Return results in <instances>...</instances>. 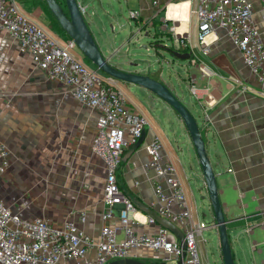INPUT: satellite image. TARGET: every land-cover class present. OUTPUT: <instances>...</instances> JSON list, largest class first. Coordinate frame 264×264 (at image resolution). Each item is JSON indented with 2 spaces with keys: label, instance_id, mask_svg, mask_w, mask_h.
Segmentation results:
<instances>
[{
  "label": "built area",
  "instance_id": "2783aa9c",
  "mask_svg": "<svg viewBox=\"0 0 264 264\" xmlns=\"http://www.w3.org/2000/svg\"><path fill=\"white\" fill-rule=\"evenodd\" d=\"M80 7L84 13L86 6L80 3ZM194 13L202 52L211 51L212 42L207 38L222 29L241 52L264 96V32L258 22L260 18L264 24V0H197ZM140 16L139 11L130 10L131 18ZM0 29L19 41L21 49L32 55L49 79L62 83L80 104L99 112L91 148L106 167V208L98 240L78 225L86 221L85 210L80 211L78 223L68 219L56 224L46 217L28 218L14 212L0 197V263L65 264L73 260L76 264H107L134 258L146 262L155 259V264H178L182 258L181 264H202L201 245L208 241L203 233L210 226L200 218L194 220L180 176L173 162L164 159V144L158 135L146 145L147 161L143 165L154 184L151 207L182 230L185 248L172 230L138 208L120 187L118 171L124 154L142 136L148 120L129 104L118 81L87 66L73 53L77 44L72 38L59 39L46 31L21 9L17 0H0ZM170 29L179 46L191 48L187 35L177 36L174 26ZM200 69L209 75L208 68ZM191 91L197 92L194 86ZM11 163L10 146L0 139V176L8 172ZM144 224L157 228L152 232L140 230ZM91 249L97 251L94 260L88 258Z\"/></svg>",
  "mask_w": 264,
  "mask_h": 264
},
{
  "label": "crops",
  "instance_id": "0c3cea01",
  "mask_svg": "<svg viewBox=\"0 0 264 264\" xmlns=\"http://www.w3.org/2000/svg\"><path fill=\"white\" fill-rule=\"evenodd\" d=\"M26 1L31 8L26 7ZM23 2V5L20 7L25 13L29 14L33 19L42 17L47 21L46 23H48L49 17L47 16L45 8H43L44 0H23ZM154 2H156V4ZM106 3L108 5L104 10L111 16L115 7L110 0ZM125 3L130 10L139 11L141 16L139 19H135L138 23L136 31H132L129 37L125 36L124 39L121 38L122 44L131 43L135 38L137 39L136 42H139L141 32L146 30L145 34L149 35L150 30L155 26L154 23L159 24L158 29L160 28L159 31L161 33H166L168 37H172L176 42V36L170 29L171 26H174L177 36L187 35L191 41L192 27L190 22L195 16L194 9L197 5V0H125ZM172 3H187L188 14L185 15L182 10L177 19L168 17L169 7ZM163 13L164 15H162ZM34 15H36V17H34ZM195 25L196 28H198L197 23ZM112 28L115 29L114 24H112ZM113 36L116 45L119 38H117L118 35L116 33H114ZM164 38L166 39V37ZM101 39L102 43L96 38L99 42V46L101 47L103 44L104 47L108 48V42L111 41L110 37L106 34H102ZM162 42L165 43L166 40ZM211 42V51L208 54L202 52L199 43L196 45L191 41L193 56L190 59L182 61L183 59H178L173 54H170L171 57L163 55L162 63L165 62L172 70H175L176 66L184 70L188 74V77L182 76L179 71L177 72L178 75L182 76L181 82L183 81L182 83L189 87L190 90L193 86L197 90L196 95L198 102L193 104L191 109L198 120L202 134L206 140L208 155L217 175L219 196L226 217L229 220L228 232L236 264H263L264 96L259 93L258 81L250 68L244 63L241 52L234 46L222 29L214 33ZM112 44L113 43H111V45ZM196 47L199 48L203 56H200L196 52ZM131 50L132 49H130L127 54H130V52H132ZM115 51L109 47L108 52L112 53L107 57L110 61L114 58ZM136 53L138 52H132L131 55H135ZM134 60L143 62L138 58ZM120 63L122 64L125 62L121 61ZM134 64L138 67L132 70L128 69V71L135 70L143 74L153 73L154 76L158 75L157 77H163V67L153 71L151 66L142 69L139 68L141 63ZM116 66L119 67L118 64ZM201 66H205L209 69V75L202 73L200 69ZM121 68L123 69V67ZM158 70H160V72L156 73ZM24 84L32 89V91L28 89L27 92L29 94L33 93V95L36 94L38 97L42 94L56 96L57 91H60V93L63 91L62 83L56 80H50L45 72L36 64L32 55L21 49L19 41L8 31L0 29V104H14L17 101V104H20L21 95L26 93V90L24 91L22 89L25 86ZM55 85L61 86V88L56 89ZM129 85L131 84L118 81V86L120 88H126L129 93L135 97H131L132 99L130 98L131 100H128L129 104L133 109L147 118L148 124L145 128L146 138L141 147L135 151L128 160L125 161L123 157L121 168L118 171V180L121 189L134 203L139 201L152 208L151 206L155 198L154 184L150 179L151 176L147 174L143 167L144 163L147 161L146 145L154 135H158L164 144V159H169L173 162V158L178 156L174 141L175 135L174 132L171 131L172 127L168 126L166 122H163L164 119L162 120L155 115H153L151 119L144 113L143 106L145 105V101L138 98L134 92L130 91V88H128ZM131 86L138 88L134 85ZM172 90H174L177 95L184 96L180 88L177 89L174 87ZM142 91L147 95H154L150 91L143 89ZM89 112L90 113L81 112L77 114L78 123L76 127L72 124L67 126V124L64 123V127L67 126L66 129H68L64 130V136L66 139H73V151L76 156H91L102 162V166L105 168L106 180L105 164L101 158L93 153L91 148L99 112L91 108H89ZM176 114L178 113L176 112ZM206 115H208V117ZM178 123H183L184 127H186L180 116ZM179 124L178 127L180 128ZM155 127H157L158 130ZM185 131L186 130L181 131V134L183 135ZM186 134L189 135L188 130ZM6 135V133L0 132V139L5 140L10 146ZM131 147L132 146L126 150L125 154ZM192 147L194 151L190 153L188 167L190 171L195 174L200 175L201 173V182L198 190L203 194V197L205 196V198L209 199V210L212 215V220L208 223L210 227L207 229L215 230L219 236L218 228L214 223V213L210 205L211 201L202 168L196 150L194 146ZM178 160L187 180V192L192 198L193 207L195 206L194 209L196 211L194 210V213L196 219L194 220L198 221L199 218H202L200 216L199 207L198 209L196 207V205H198L195 197L196 189L194 190L190 184L191 174L188 171V167L180 158H178ZM229 169L232 170L229 171ZM150 174L152 175V172ZM178 175L180 176L179 173ZM3 196L4 195L0 192V197L4 200L5 204L14 212L22 214L20 210L10 205ZM103 196L97 197L95 200L86 196L84 200H81L79 209L74 210L70 214V217L65 220L70 219L78 223L80 211L85 210L86 221L79 222L78 225L95 240H98L103 225L102 213L106 208ZM204 216L205 214L203 213V217ZM25 217L34 218L35 216ZM46 218L54 222L50 217ZM202 220L205 221V219ZM158 224L162 225L159 222ZM156 228L157 225L154 224H144L139 227L140 230L151 232ZM122 234L121 232L120 237ZM204 248L206 250V258L208 259V251L205 245ZM219 253L223 261L220 243ZM96 255V249H91L88 253V258L94 260ZM154 261L155 259H152L148 262L154 264ZM65 264H76V262L69 260ZM81 264L88 263L83 261Z\"/></svg>",
  "mask_w": 264,
  "mask_h": 264
},
{
  "label": "rangeland",
  "instance_id": "374dc122",
  "mask_svg": "<svg viewBox=\"0 0 264 264\" xmlns=\"http://www.w3.org/2000/svg\"><path fill=\"white\" fill-rule=\"evenodd\" d=\"M107 1L78 0L79 3L86 6L84 17L95 39L98 38L102 43V34L110 37L111 41L108 42V48L104 47L103 44L101 47L99 46L103 54L107 57L113 52H108L109 47L114 51L116 50L112 59L113 62H110L113 65L118 64L119 68H126V71L137 68L138 66H135L134 63H141L139 68L142 69L151 66L153 71L163 67V77H157V79L162 80L170 88H180L184 96L178 95L192 112L193 104L198 102L197 95L192 93L190 88L182 83L183 81L181 82V77H188V74L177 66L175 70H172L165 62L162 63L163 55L171 57V53L153 45V36H158L160 39L166 37V39L164 38V41L166 40L165 44L176 47L177 42L175 39L168 37L166 33H161L159 31L160 28L158 29L159 24H156L150 30L149 35L145 34L146 30L141 32L139 42H136L137 39L135 38L131 43L122 44L121 38L129 37L132 31H136L138 23L130 17V8L125 3V0H110L115 7L111 16L104 10L108 5ZM17 3L22 6L24 2L23 0H17ZM25 5L27 8H31V6H28L27 1ZM43 8H45L49 17L48 23L42 17H36V15H34L36 17L35 20L55 37L59 39L65 38L64 32L54 22L44 3ZM258 22L264 32V24L260 18ZM196 23L197 17L195 15L190 22L192 27L191 41L197 45L200 39V31L196 28ZM112 24L115 25V29L112 28ZM114 33L119 38L116 45L114 43ZM97 43L99 42L97 41ZM111 43L113 44L111 45ZM145 46L148 48H145ZM130 49H132V52L138 53L135 55H131L132 52L127 54ZM195 50L200 56H203L199 48L196 47ZM73 53L81 58L87 66L98 70L83 55L78 46ZM136 58L143 62L135 61L134 59ZM121 61L125 63L121 64ZM98 71L104 75L103 72ZM178 71L182 76L178 75ZM151 74L154 75L153 73ZM55 87L56 89L61 88V86L56 85ZM128 88L138 98L145 101L143 111L149 118L152 119V116L155 115L162 120L164 119L163 122L172 127L171 131L174 132V141L178 152V156L173 158V164L181 176L180 179L183 182L182 184H184L188 205L192 208L194 219H196L195 206L193 207L192 198L187 192V180L178 160L180 158L188 167L190 153L194 151L192 147L194 145L189 135L186 134L187 128L184 127L183 123H178L179 116L174 108L157 95H147L142 91V88L138 89L131 85ZM22 89L26 90V93L21 95L20 104H17L18 101L14 104H0V132L7 134L6 138L10 144L12 155V163L8 172L0 176V192L4 195L3 197L7 202L17 210H20L23 215L31 217L46 216L50 217L56 224H61L63 220L70 217L74 210L79 209L81 200H84L86 196L94 200L103 196L105 168H103L102 162L91 156H76L73 151V139H66L64 136V130H68L66 129L67 126L72 124L76 127L78 123L77 114L81 112L90 113L89 108L78 103L64 86L63 91L61 93L57 91L56 96L42 94L38 97L36 94H29L27 92L28 89L30 91L32 89L26 85ZM122 90L127 99L131 100L133 96L129 91L124 87H122ZM64 123L67 124L66 127H64ZM155 128L158 130L157 127ZM184 130L186 131L182 135L181 131ZM165 142L167 143L166 140ZM188 171L191 174L190 184L194 190L196 189L197 209L199 207L201 218L205 219L206 223H209L212 220L209 210V199L205 198V196L203 197V194L198 190L201 182V173L200 175L195 174L190 171L189 167ZM203 213L205 214L204 217ZM203 235L208 240L205 247L208 251L209 264H224L219 255L220 238L216 231L206 229ZM205 251L204 245H201L200 258L202 264H208ZM168 264H171V262H168Z\"/></svg>",
  "mask_w": 264,
  "mask_h": 264
},
{
  "label": "water",
  "instance_id": "95a60500",
  "mask_svg": "<svg viewBox=\"0 0 264 264\" xmlns=\"http://www.w3.org/2000/svg\"><path fill=\"white\" fill-rule=\"evenodd\" d=\"M45 2L48 5L51 13L54 15V17L62 27V29L70 38H72L76 42L78 48L81 50L83 55L87 59H89L98 70L103 72L105 75L111 76L119 82L131 84L138 88L150 91L151 93L157 95L159 98L167 102L170 106H172L174 110L178 113V115L181 117L195 147L202 168L204 180L208 188L211 207L213 209L215 218L214 223L219 231L220 248L223 262L224 264H236L228 232L229 220L226 217L219 196L217 175L208 155L206 140L202 135L200 125L194 114L184 104V102L179 98V96L162 80L155 78L152 74H143L136 71H126L122 68L117 67L116 65H113L110 62L109 58L106 57L100 49L94 35L92 34L88 24L86 23L84 13L82 12L78 0H65V5H62L59 0H45ZM153 38V45L155 47L165 49L167 52H170L178 59L187 60L193 56L192 50L182 52L174 46H168L163 43L162 41L164 40V38L160 39L158 38V36H155ZM145 48L148 47L145 46ZM145 138L146 132L144 130L142 136L138 139L135 144L132 145V147L125 154V161L128 160V158H130V156L141 147V145L145 141ZM140 207L149 215L153 216L159 223H161L162 225L165 224L164 226L172 230L181 241L182 247L185 248L186 241L184 233L176 224L172 223L166 218L161 217L154 209L150 208L149 206H144L140 204ZM184 254L185 251H183L182 257L184 256ZM181 262L182 258L179 260L178 264H181ZM107 264L150 263L134 258H123L112 260Z\"/></svg>",
  "mask_w": 264,
  "mask_h": 264
},
{
  "label": "bare ground",
  "instance_id": "6f19581e",
  "mask_svg": "<svg viewBox=\"0 0 264 264\" xmlns=\"http://www.w3.org/2000/svg\"><path fill=\"white\" fill-rule=\"evenodd\" d=\"M187 8H188V4L187 3H184V4H179V3H172L169 7V11H168V17L170 18H175L177 19L178 16H179V13L183 10V13L185 15L188 14L187 12ZM185 25H186V22H185ZM214 34H212L211 36L209 35L207 40H211V37L213 36Z\"/></svg>",
  "mask_w": 264,
  "mask_h": 264
},
{
  "label": "trees",
  "instance_id": "16d2710c",
  "mask_svg": "<svg viewBox=\"0 0 264 264\" xmlns=\"http://www.w3.org/2000/svg\"><path fill=\"white\" fill-rule=\"evenodd\" d=\"M61 3H62V5H65V0H59ZM44 5L46 6V8H47V10L50 12V14H51V16L53 17V19H54V22L58 25V27L60 28V30L62 31V32H64V34H65V37H67L68 35L66 34V32L62 29V27L60 26V24L58 23V21L56 20V18L54 17V15L51 13V11H50V9H49V7H48V5L46 4V2H45V0H44ZM157 23V22H156ZM154 25H156L155 23H154ZM175 47V46H174ZM182 46H179L178 45V49L179 50H181V51H184V52H186V51H189V50H191V48L189 47V46H186V47H182ZM160 72V70H158V71H156V73H159ZM154 76V75H153ZM158 76V75H157ZM157 76H154L155 78H157ZM203 135V134H202ZM205 139V138H204ZM140 204L141 205H144V206H147V205H145L144 203H142V202H139V201H137V202H135V205L137 206V207H139L140 209H142L141 207H140ZM155 264V263H154Z\"/></svg>",
  "mask_w": 264,
  "mask_h": 264
}]
</instances>
